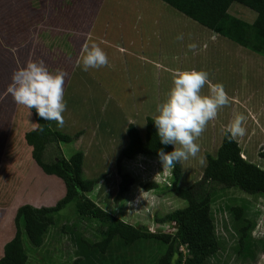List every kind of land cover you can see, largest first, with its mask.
I'll return each instance as SVG.
<instances>
[{"label": "crops", "instance_id": "obj_1", "mask_svg": "<svg viewBox=\"0 0 264 264\" xmlns=\"http://www.w3.org/2000/svg\"><path fill=\"white\" fill-rule=\"evenodd\" d=\"M53 1L55 0L45 4L44 0L40 1L35 8L27 5V9H20L19 12H22L20 17L24 21L26 14H31L27 18H35L34 26L40 29V34L50 29L52 32L50 42L55 43L57 52L60 44H65L66 38L75 39L71 42L68 51L70 62L63 85V98L66 103V110L62 114L64 125L60 127L55 121H51L49 127L68 136L82 131L77 147L83 155L81 168L86 179L93 177V174L86 175L89 164L93 166L95 173H108V176L87 194L96 206L125 223L121 217L109 211L105 203V198L108 199L107 203H111V199L113 200L117 193L119 182L113 179L114 176H118L115 160L127 145L125 127L127 124H132L140 140L143 141L145 118L155 120L158 106L166 101L173 87L175 74L180 71L207 72L211 84H222L231 101L228 106L219 110L217 118L208 123L206 130L196 141L200 145L198 156L195 159L189 158L188 161L179 162L180 174L177 186L186 188L200 179L205 165L199 164V158L205 159V155L215 157L222 134L227 131V126L237 113L247 117L246 135L243 138L233 139L238 146L239 155L246 162L264 171V157L261 159L255 155L256 147L264 148V59L261 56L200 26L159 0H99L94 12H90L83 25L84 30H79L77 33L73 30L70 33L66 28L76 27L63 19L62 22L65 23H62L63 28L59 29L63 14L72 19L78 15L72 11L73 7L61 9ZM11 9L12 6L9 4V8L4 11V17H7L3 19L4 27L11 26L9 17ZM81 12L80 10L79 14ZM31 19L28 21L32 22ZM180 36L183 38L178 39ZM93 44L98 45L107 54L108 65L84 71L82 61L85 49ZM190 44H196L197 48L189 50ZM57 52L52 53V58H60L61 53ZM210 94V85H206L201 95ZM233 100L236 102L233 103ZM33 123L34 127L31 130L35 128L34 120ZM171 146L174 150V146ZM27 147L30 149L29 146ZM147 165L165 168L169 178L166 184L168 188L170 183L168 167H164L160 160L153 157L135 156L120 163L121 171L127 174L132 182L118 203L130 194H133L130 196L131 200L139 199L141 196L143 199L151 198L152 188L138 191L140 188L136 183L138 181H134L131 176L132 174L135 178L137 173L145 171ZM31 174L34 177L40 174L34 184L30 183L29 178L26 179ZM24 176L18 184H15L12 191L10 179L4 185L1 197L5 206L3 210L0 209V257L4 244L12 237V218L18 206L51 207L64 195L61 181L54 176L44 175L31 160L30 154ZM158 186L155 185L156 188H160ZM232 189L234 188L214 191L210 197L209 216L218 248L227 243L216 234L212 205L215 201L221 200L226 191ZM244 195L264 197V195ZM239 202L243 203V200L237 201ZM237 203L227 207L224 202H219L218 211H224L225 208L227 214L225 222L230 220L229 226L233 225L235 233H239L238 230L243 225L242 219L249 221L251 226L248 236L249 238L255 236L260 228H263L264 213L255 223L253 219L247 217L244 205ZM13 204L15 205L11 211ZM235 206L242 208V216L237 221L233 220L229 212L230 207ZM132 207L136 211L140 210L142 205L134 204ZM261 238H264V233L260 230L257 239ZM112 242L119 249L134 248L144 242L154 243L158 248L164 249L162 244L154 240H139L129 246L121 245L117 238ZM244 245L246 250L247 241ZM215 253L206 260L209 261ZM157 258L145 260L151 264L155 263Z\"/></svg>", "mask_w": 264, "mask_h": 264}, {"label": "trees", "instance_id": "obj_2", "mask_svg": "<svg viewBox=\"0 0 264 264\" xmlns=\"http://www.w3.org/2000/svg\"><path fill=\"white\" fill-rule=\"evenodd\" d=\"M159 1L200 26L264 58V0ZM231 3L252 11L255 14L253 23L247 24L229 15L227 9ZM30 114L35 122V128L23 135L25 144L30 147V158L44 175L54 176L61 181L64 195L51 207L34 208L21 205L16 208L12 218L13 234L2 248L0 264H25L22 235L32 247H40L46 230L54 223V215L70 203L73 204L77 216L98 223L97 233L100 236L97 242L86 244L88 250H82V254L79 255L83 257L81 262L74 260L72 264H106L99 260L95 262L94 259H98L95 254L107 251L114 238L124 246L132 245L139 240H154L162 244L164 249L154 264H203L218 250L209 216L211 194L214 191L234 188L246 195H264V171L243 160L236 142L230 140L227 131H224L215 157L205 155L206 164L198 181L186 188H180L177 186L179 162L174 168H169L168 192L174 198L183 201L185 206L171 211L163 218L164 222L174 226L172 234L150 233L143 227H133L113 218L87 197L104 175L94 179H86L83 176L81 151H74L67 159L47 157V149L51 145L74 143L81 136L80 132L72 136L62 134L52 130L49 127L51 121L38 117L35 109H31ZM37 123L43 131L37 130ZM125 135L127 145L119 152L115 162L119 184L113 203L120 200L132 182L131 178L121 171L122 160H130L138 155L160 160L158 152L161 149L165 153L173 151L171 145L161 144L154 120L149 117L145 118L143 141L132 124L126 125ZM150 186L155 188L153 184ZM229 212L234 221L242 216L241 207H230ZM242 223L238 230V247L241 250L245 249L243 241L249 240L248 232L251 226L245 219H242ZM111 247L109 250L113 252L119 249L116 245L114 249Z\"/></svg>", "mask_w": 264, "mask_h": 264}, {"label": "rangeland", "instance_id": "obj_3", "mask_svg": "<svg viewBox=\"0 0 264 264\" xmlns=\"http://www.w3.org/2000/svg\"><path fill=\"white\" fill-rule=\"evenodd\" d=\"M40 1L43 0H0V209L2 210L5 206L3 203L5 202L1 196L4 192L6 181L10 179L12 182V191L15 188V184H18L25 177V167L28 163L30 149L25 145L23 135L34 127L32 116L31 114L29 115L28 109L16 104L8 92L9 85L12 83V75L14 72L26 67L30 61H43L44 65L53 74L57 71L67 73L70 62L68 51L74 39L73 37H69L68 40L66 38L64 40L65 44H60V58H52V53H56L58 50L55 43L50 42L52 36L50 29H46L45 32L40 34V29H36L34 26L35 18H27L31 14H26L27 17L24 18V21L21 20L20 16L22 12H19L21 11L20 9H27V5L35 8V5L40 3ZM51 2L52 0H44V4ZM53 2L58 4L61 9H68V6L73 7L72 11L79 16L77 15L72 19L63 14L64 17H61V22H59L61 23L59 29L63 28L62 23H65L62 22L63 19L69 22V24L73 23L76 27L74 29H66L70 33L72 30L77 33L79 30H84L83 25L86 23L88 16H90V12H94L99 0H55ZM9 4L12 6V12L9 16L11 26L4 27L3 19H7V17H4V11L9 8ZM80 10L82 12L79 14ZM227 13L247 24H252L255 19V14L252 11L236 3L229 5ZM33 16H35V13H33ZM30 19L32 22L28 21ZM80 25L81 27H79ZM42 40L43 42H41ZM59 52L57 53L59 54ZM79 132L82 135V131ZM80 137L74 143L59 144L57 146L51 145L47 149V157H62L67 159L74 151L78 150L77 144ZM263 154L264 148L262 146L256 147L255 155L262 159L264 157ZM88 167L86 175L93 174V177L89 179H94L100 175H104L103 178L108 176L106 172L95 173L91 164ZM39 175H37L38 177H34L31 174L26 179L29 178L30 183L34 184V182L38 181ZM131 176L134 181H138L136 182L140 186L138 191L144 190V187L150 189L151 184L159 185L158 187L160 188L155 187L156 189H150L151 198L149 200L143 199L141 196L139 199L134 198L133 200L135 201H133L130 199V196L133 194H130L129 197L119 203L117 202V204L113 203L112 199L111 203H107L108 199L105 198L107 209L133 227H143L150 233L172 234L174 226L164 222L163 218L169 212L183 208L185 203L174 198L168 192L166 184L169 182V178H167L165 168L161 169L159 167L155 168L153 165H147L145 171L137 173L135 178L132 174ZM113 179L119 182L118 176H114ZM26 194L28 195V192ZM221 200L215 201L212 205L213 219L215 220L214 224L218 238L225 240L227 244L220 245L215 255L209 261L206 260L205 264H264V256L261 255L264 254V238L257 239L260 230L264 233V225L255 236H251L247 240L248 249L241 250L238 247L239 233H235L236 231H234L235 229L232 224L229 226L230 220L229 222H225V220L227 221L225 208L224 211H218L219 206H217L219 202H224L228 207L239 200H243V203L239 202L237 204L244 205L247 217L257 223L256 221L264 213V197H247L232 189L226 191ZM134 204L142 205V207L140 210L134 211L132 207ZM14 205L10 208L11 211ZM53 222V225L46 230L42 244L38 248L32 247L26 237L22 235L21 243L26 255L25 264H72L74 260L81 262L83 257L79 255L82 254V250H88L86 244L90 245L100 239L97 233L98 223L95 220L77 216L72 203L67 204L55 214ZM245 241H243L244 244ZM112 244L113 242L109 246ZM115 245L113 244L111 249H114ZM162 250V248H158L154 243L144 242L139 246H134V248L127 249L123 247L115 252L113 250H108V252L105 251L104 253L97 252L95 256L98 259H94V261L99 260L106 264H150L145 259L154 260L160 256ZM182 254H184L183 251Z\"/></svg>", "mask_w": 264, "mask_h": 264}, {"label": "clouds", "instance_id": "obj_4", "mask_svg": "<svg viewBox=\"0 0 264 264\" xmlns=\"http://www.w3.org/2000/svg\"><path fill=\"white\" fill-rule=\"evenodd\" d=\"M180 36L178 39H182ZM195 50L196 44L188 45ZM108 65L107 54L98 45L85 49L82 70L101 68ZM66 73H51L43 61H30L26 67L12 75V83L8 92L13 101L29 110L35 109L38 117L45 121H56L58 126L64 125L63 113L66 110L64 101V78ZM173 87L166 101L158 106V115L154 124L161 144L173 145L174 150L165 153L162 149L158 156L164 167L174 168L181 161L195 159L200 152L196 141L202 136L208 123L217 118L218 112L230 104L224 86L220 83L211 84L209 74L205 71H180L175 74ZM210 85V95H201L202 89ZM247 117L237 113L227 126L228 138H243L246 133ZM37 130L43 128L36 124ZM199 164H206L203 157Z\"/></svg>", "mask_w": 264, "mask_h": 264}, {"label": "built area", "instance_id": "obj_5", "mask_svg": "<svg viewBox=\"0 0 264 264\" xmlns=\"http://www.w3.org/2000/svg\"><path fill=\"white\" fill-rule=\"evenodd\" d=\"M232 102H233V103H235L236 101H235V100H233Z\"/></svg>", "mask_w": 264, "mask_h": 264}]
</instances>
